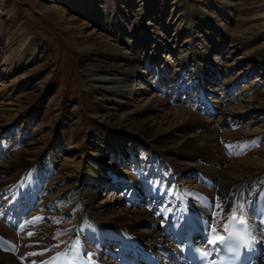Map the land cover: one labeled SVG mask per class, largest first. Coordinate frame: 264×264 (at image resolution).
<instances>
[{
	"label": "bare ground",
	"instance_id": "1",
	"mask_svg": "<svg viewBox=\"0 0 264 264\" xmlns=\"http://www.w3.org/2000/svg\"><path fill=\"white\" fill-rule=\"evenodd\" d=\"M152 1L37 0L35 5L29 4L47 24L57 29L67 44L83 55L79 61L83 69L120 74L121 77L101 78L100 82H113V85H102L98 89L100 92H95L96 89L89 92L100 94L99 98L104 102H109L113 96L125 100L126 105L132 106V114L101 111L100 106L83 111L85 106L79 105L73 111L65 112L59 105L56 112L61 116L60 125L65 121L73 127L85 124L89 114L108 124L111 146L101 147L93 133L79 138L74 129L67 147L63 148V140L58 135L59 124L51 122L48 125L50 131H45L39 121L30 126L33 134L30 147H20L17 140L3 148L0 155L3 159L0 158V192L12 191V201L18 196L25 197L24 178L28 175L30 194L40 201L43 199L46 208L54 209L59 205V212L66 216L79 198L84 197L87 200V218L80 220L81 225L65 229L55 222L51 227L41 224V217L50 211L43 213L40 206L33 213L22 210L21 215L14 217L8 214L5 217L1 213L0 264H133L135 260L136 264H190L181 249V228L194 227L196 245L205 249L218 248L222 240L217 241L216 246L210 241L215 236L224 237L227 232L223 229H230L228 217L232 214L231 209L240 205H243V216L252 236L259 241L254 243L247 235L252 264H264V226L261 225V220H264V158L253 156L264 155V148L242 155L250 148L238 147L236 158L226 157L218 147L225 133L232 136L224 137H234L235 133L247 135L251 132L240 120L247 113L254 112L253 109H256L254 113H264V94L252 95L251 102L246 101L237 111L203 96L199 99L201 103L194 98L178 96L184 86L187 90H200V80L204 78L201 75L203 70L199 72L194 67L196 58L204 60L208 50L222 48L225 43L234 48L238 43L251 45L264 38L263 28L256 29L264 17V11L260 10L264 0H240L237 4L232 0H203V8L195 13L197 20L181 11L182 0H172L171 10L176 9L178 18L166 19L164 23L160 21V14L156 15L155 5L160 4L163 10L169 6L164 0ZM147 6L151 12L148 24L144 21ZM0 7L8 9L0 12L3 14L0 15V35H5L3 46L0 45V72L8 76L18 57L26 54V60L31 58L40 48V42L35 37V25L28 19L21 20L14 3L0 0ZM234 15L239 22L233 28ZM207 26L215 30L219 38L208 37L210 29ZM174 27L179 28L175 35ZM194 27L199 28L208 40L200 48L193 45L196 39L192 32ZM172 33L188 48L177 47L175 40H171ZM260 44L247 53L258 55L259 59L264 57V42ZM161 46L172 51L176 58L175 61L162 58L175 80L171 91L164 87L159 74L153 82L147 81L145 76L153 70L149 63L161 58L157 54ZM136 51L145 53L144 63L135 59ZM216 72L207 73L215 76V80L219 70L218 74ZM26 73L29 72L15 75L14 81ZM86 81L83 79L84 85ZM148 86L151 87L150 92L146 90ZM36 92L24 93L13 102H5L1 100L3 94L0 90V119L12 120V129L17 132L21 128L27 129L29 122L40 113L35 102L41 93ZM199 93L202 94V90ZM27 108L34 109L26 119L24 112ZM13 110L12 116L10 112ZM203 113L221 114L222 122L219 120L211 128L213 120L204 117ZM234 114H240L241 119L236 120ZM260 118L259 115L255 117L258 122L262 120ZM125 125L128 126L123 128ZM218 127L227 128L218 133ZM263 131L260 127L256 129V133ZM127 142L131 145L127 146ZM139 143L144 145L141 153L134 147ZM201 153L209 156L216 165L215 169L210 167L202 171L196 159ZM105 175L120 181L114 183L116 186L123 182L131 193L127 198L131 201L115 209L113 205L122 199L109 195L99 206H94L92 201L99 187L104 185ZM141 196L150 200L141 205ZM98 209L104 210L105 215H99ZM241 215L240 211L236 212L237 222ZM20 216L25 218H22L23 223L18 220ZM37 217L41 219H35ZM28 222L31 228H28ZM209 226L216 231L212 232ZM51 230L53 234L58 233L61 240ZM12 231L17 233V238L10 239V242L2 239ZM62 236H65L64 240ZM83 237L99 243L117 240L116 248L124 258L105 261L99 253L94 256L84 254L87 251L85 246L74 250L73 243L77 239V245L79 242L85 245ZM139 240L149 241V246L144 250L137 249Z\"/></svg>",
	"mask_w": 264,
	"mask_h": 264
},
{
	"label": "rangeland",
	"instance_id": "2",
	"mask_svg": "<svg viewBox=\"0 0 264 264\" xmlns=\"http://www.w3.org/2000/svg\"><path fill=\"white\" fill-rule=\"evenodd\" d=\"M37 0H8L10 4L14 3L16 8L18 9V14L21 18V20L25 21L28 19L30 23H33L35 25V37L40 42V48L37 49L33 56L26 60V54L19 56L18 59L15 61L14 69L12 70L9 75H3L2 72H0V90L2 91L3 98L2 101L5 102H13L14 99L24 93H31V92H40L41 95L37 98L35 102V106H39V112L33 120L29 122V126L27 129H19V131H15L13 128V125L10 121H6L3 119H0V155L3 153V148L7 147L10 143L16 142L19 140V146L20 147H30L29 141H31V138L33 136L31 132V127L33 124H37V122L44 125L45 131H50V127L48 126L51 124V122H57L59 127L58 129V135L62 138V146L63 148L67 147L68 145V139L71 136V131L74 130V132L78 135V137H85L89 133H93L95 138L99 141V145L101 147L107 148L110 147V140L109 137V125L104 123L101 119L91 116V114H87L86 116L89 118L86 121L85 124L79 125V126H70L69 123L65 121L60 125V115H57L56 108L59 105H62V109L65 112L73 111L75 107L85 106V110H89L90 108L98 107L101 111H113L115 113H121L124 114L125 112H131L132 106L126 105L124 102L125 100L117 98L113 96L110 101H103L99 97L100 94L95 95L94 92H89L91 90L96 89L95 92H100L98 90L102 85L104 87H108L107 85H113V82H100L101 78H110L115 77L118 75V77H121L120 74H114V73H107V72H101V71H93V70H85L83 69L79 61L81 60V57L83 56L77 48L71 46L70 44H67L66 40H64L57 32V29H55L53 26H51L49 23L47 24L46 21H44L42 16H39L35 11L30 7L29 4L35 5ZM150 1V0H149ZM155 1V0H153ZM152 1V2H153ZM203 0H182L181 2V11L184 13H187L188 15H191L193 20H197V13L203 8L202 3ZM236 1L237 4L240 0H232ZM172 0H164V3L167 4L169 7L163 10L160 9L161 5H155V11L156 15L160 14L161 23H164L166 19H177L178 16H176L175 10L172 9L171 6ZM154 3V2H153ZM149 5V4H147ZM146 6V5H145ZM146 8V7H145ZM148 10L145 12V18L144 21L146 24L151 22V17L149 16L151 14L150 7L147 6ZM0 12H7V8L0 7ZM28 10V11H27ZM162 10V11H161ZM261 11H264V5L260 9ZM161 12V13H160ZM2 13H0L1 15ZM264 14V13H263ZM3 15V14H2ZM1 15V16H2ZM233 19L235 20L234 25L232 27L234 28L235 25L239 22L238 19L233 16ZM264 17L260 19V24L256 29L263 28L264 30ZM183 26V24H181ZM180 25V28H181ZM175 28V27H174ZM209 31L208 37L217 39L218 33L209 28L206 27ZM149 29L153 30L152 27L149 26ZM179 29V28H178ZM177 28L173 31L174 35L178 31ZM193 35L196 37V39L193 40V45L197 48L201 47L202 43H207L208 40L202 36V32H200L199 28L194 27L192 29ZM171 33V31H170ZM171 36V40H175V45L177 47H182L183 49H187L188 45L185 42H182L181 38H175L173 35ZM198 34V35H197ZM5 35L2 33L0 35V45L3 46ZM231 40V39H230ZM264 42V38L259 39L258 41H254L251 45H243L241 43L236 44L234 48H229L227 43L222 45V48L214 49V50H208L206 53V58L204 60L201 59H195L194 61V67H196L197 71H201V75L204 78V80H200V90H202V94H200V90L196 91L193 88L192 89H186L181 88L179 91V97L182 99H191L194 98L197 100L198 103H201L200 96L207 98V100L212 101H218L219 103H223L230 109L237 111L239 110L240 106L244 105L246 101L251 99V96L259 93L264 94V72L262 70L264 69V57L258 58V55H253L250 53H247L249 49H254L256 46H260ZM208 45V44H207ZM185 47V48H184ZM158 53L161 58H158L157 61H153L149 63V66L152 71L145 74L147 81L153 82L156 75L162 78L164 87L171 91L170 87L175 83V80L171 78V71L166 69L165 61L162 58H169L171 61H175V56L172 55V51H168L166 48H163L162 46L159 47ZM205 50V47L202 48V51ZM2 53V50L0 48V54ZM144 52L142 51H136L135 53V59L139 62L144 63ZM1 56V55H0ZM169 56V57H168ZM217 60V61H216ZM216 62V63H214ZM228 63V65H226ZM232 63V64H230ZM141 66V65H140ZM140 68V67H139ZM202 68V69H201ZM223 68V71L220 72V69ZM144 69V68H141ZM30 70V71H29ZM219 70V74H218ZM217 71L218 74L215 80L212 74ZM264 71V70H263ZM24 72H29L23 75L20 79H17L14 81L16 77L15 75L22 74ZM155 72V75L153 76V73ZM207 72L212 73L211 75ZM199 74V73H198ZM208 74V75H206ZM153 76V77H152ZM8 77V78H7ZM14 77V78H13ZM85 77V78H84ZM12 78V81L10 80ZM83 79H86V84L84 85ZM98 80V81H97ZM145 84H143L144 86ZM147 92L151 91V87L148 86ZM141 90H144V88H141ZM194 90V91H193ZM208 92L206 93L205 91ZM36 92V93H37ZM91 93V94H90ZM117 99L121 100L117 102ZM196 102V103H197ZM249 102H251L249 100ZM9 106V105H8ZM11 106V105H10ZM203 106V105H202ZM12 107L16 109V106L12 104ZM207 107V105H206ZM34 109V108H33ZM33 109L27 108V110L24 112V114L30 115L33 111ZM58 110V109H57ZM255 112L256 109H253ZM251 111V113H247L244 118L240 114H234L236 117V120H240L243 123H246V129L248 131H251L247 135H244L243 133H235L234 137H224V136H232L228 133H225L222 138H220V141L218 142V147H220L221 151H223L224 155L226 157L234 156L238 158L237 156V150L238 147H249L247 151L245 150L242 152V155L245 154H252L255 153L258 148H264V131L256 133V129L260 127V129L264 130V113H254ZM15 110L10 112V115L14 114ZM132 114V112L130 113ZM126 115V114H125ZM261 117L259 122L255 119L256 116ZM13 116V115H12ZM203 116L213 120L212 126H214L216 123H219L218 121L222 122L221 114L214 113L211 115L207 113H203ZM28 116L26 117V119ZM32 122V123H31ZM214 124V125H213ZM31 126V127H30ZM47 126V127H46ZM125 127L123 128H126ZM11 127V128H10ZM220 127L217 128L218 133H220L222 130H226L227 127ZM47 129V130H46ZM21 132V133H20ZM223 132V131H222ZM18 133V134H17ZM20 134V135H19ZM79 137V138H80ZM245 138V140L243 139ZM128 143V142H127ZM130 146L131 142L128 143ZM134 147H136V150L139 151V153L142 152L144 145L142 144H136ZM63 154V152H60ZM200 156L196 157L197 161L199 162V166H202L203 172L204 168L209 169L210 167L215 169L216 165L214 162L209 158V156L205 153L199 154ZM252 156V155H249ZM256 156V158H264V155H253ZM31 159L32 156H27ZM1 158V156H0ZM2 159V158H1ZM3 160V159H2ZM59 162V160H58ZM28 175L24 178V182L26 184V195L18 196L15 201H12V197L10 194L12 191H1L0 192V214L2 216L5 215L7 217L10 215V217L17 216L18 214L21 215L22 210L26 213H33L35 212L34 209L40 208V210L44 213L45 211H50L49 213L44 214L42 219L40 220L41 224H47L51 225L54 222L57 224V226H60L62 228L68 229L72 227H76L78 225L82 224V220H85L87 218L86 214V202L87 200L84 197L79 198V201L77 202V205L73 207L70 212L68 213V217L63 215V212H59L58 207H54V209H48L44 205L43 199L38 200V197L35 195H31V191L29 190V181H28ZM105 182L103 186H100L97 195L94 198V201H92V204L94 206H99L100 202L104 201L111 195L112 197L117 196L121 198V202L118 204H114L113 207L115 209L120 208L124 204H126L127 201L130 199H127L131 196V193L128 189L124 187V183L121 182L119 184H114L116 179H112L111 177L105 175ZM118 180V179H117ZM120 180V179H119ZM27 181V182H26ZM58 187H55L54 189L57 190ZM53 189V190H54ZM127 191H126V190ZM54 190V191H55ZM33 196V197H31ZM125 196V197H124ZM264 196V193H263ZM64 197H61V200ZM29 199H31L30 203H28ZM35 199V200H34ZM160 199V198H159ZM158 199V200H159ZM40 203H37V201ZM141 200L140 203L146 204V200H150L147 196H141L139 199ZM158 200H156L158 202ZM131 201V200H130ZM150 203V202H148ZM40 204V205H39ZM118 205V206H117ZM125 207V206H124ZM142 207V206H141ZM98 213L101 216L105 215L104 210L98 209ZM52 212V214H51ZM8 214V215H7ZM47 214L49 216H47ZM62 215V217H59ZM55 218H54V217ZM23 217H19V221L22 222ZM25 220V218H23ZM23 220V221H24ZM54 220V221H53ZM81 220V221H80ZM79 221L81 223H79ZM23 223V222H22ZM30 223L28 222V226ZM51 227V226H50ZM31 228V225L28 227ZM52 232V230H51ZM53 234V232H52ZM11 235V236H10ZM8 237L2 238L3 240H7L10 242V239L17 238V233L15 231H12ZM55 237H59L61 240V236L57 234H53ZM62 239H65V236H62ZM75 240V239H73ZM78 240V239H77ZM77 240L73 243V249L77 250L79 246H85L86 252L84 254L94 256L96 254H100L101 258L105 261H108L109 259H115L117 257L124 258L121 254H119V249H117L118 241L117 240H105L104 242H98V241H92L86 237L82 238L83 243H78ZM141 241V242H140ZM7 242V243H8ZM148 242V243H147ZM117 243V244H116ZM77 247H76V245ZM13 248L11 244H8ZM130 247L133 245H129ZM142 246V247H141ZM149 246V241L146 240H139L138 248L139 249H146ZM120 247V245L118 246ZM136 247V246H135ZM137 248V249H138ZM144 248V249H143ZM120 255V256H119ZM40 257V255H38Z\"/></svg>",
	"mask_w": 264,
	"mask_h": 264
},
{
	"label": "snow or ice",
	"instance_id": "3",
	"mask_svg": "<svg viewBox=\"0 0 264 264\" xmlns=\"http://www.w3.org/2000/svg\"><path fill=\"white\" fill-rule=\"evenodd\" d=\"M217 207L219 208L220 205L217 204ZM237 211H240L241 212V217L240 219L238 220V223L240 225H243L244 226V229L243 231L245 233H247L248 236L252 237V242L254 243H259V241H256L255 240V237L252 236V232L248 226V223L246 221V219L244 218L243 216V211H244V208H243V205H240L238 206V208H233L231 209V216L228 217V219L230 220L231 224H235L237 223V216H236V212ZM35 219H41L39 217L35 218ZM261 225L264 226V220H261ZM211 228V226H209ZM211 231L212 232H215L216 231V228H211ZM223 231L225 232H228V241L230 242L228 244V250L233 252V253H238L239 252V247L240 246H244V247H248L250 246L249 244V240L246 239V237L244 235H241L239 231H236V232H232L228 227H225L223 229ZM32 233H29V236H31ZM224 237L223 236H215V238H213L210 243L213 245V246H216L217 245V241L219 240H223ZM209 241L206 240V243H208Z\"/></svg>",
	"mask_w": 264,
	"mask_h": 264
}]
</instances>
